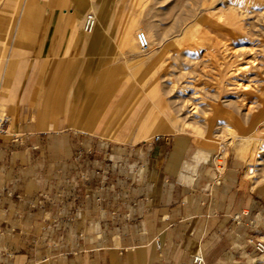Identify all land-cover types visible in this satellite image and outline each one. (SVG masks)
<instances>
[{
  "label": "rangeland",
  "instance_id": "obj_1",
  "mask_svg": "<svg viewBox=\"0 0 264 264\" xmlns=\"http://www.w3.org/2000/svg\"><path fill=\"white\" fill-rule=\"evenodd\" d=\"M23 1L0 0L2 113L37 85L45 116L71 128L54 152L115 154L183 134L224 166L241 160L246 182L264 194V0H34L25 25ZM68 30L78 43L58 69ZM255 220L264 239V213ZM247 247L242 264H261Z\"/></svg>",
  "mask_w": 264,
  "mask_h": 264
},
{
  "label": "crops",
  "instance_id": "obj_2",
  "mask_svg": "<svg viewBox=\"0 0 264 264\" xmlns=\"http://www.w3.org/2000/svg\"><path fill=\"white\" fill-rule=\"evenodd\" d=\"M34 9L23 1L21 23ZM67 34L58 69L78 43ZM43 111L40 88L29 86L0 138V264H195L197 255L242 264L264 194L246 182L241 160L218 174L216 158L183 134L115 154L54 152L71 128Z\"/></svg>",
  "mask_w": 264,
  "mask_h": 264
},
{
  "label": "built area",
  "instance_id": "obj_3",
  "mask_svg": "<svg viewBox=\"0 0 264 264\" xmlns=\"http://www.w3.org/2000/svg\"><path fill=\"white\" fill-rule=\"evenodd\" d=\"M96 24V20L93 14H88L84 21V31L89 33L92 32ZM138 43L142 52H147L150 49L148 39L144 32H139L137 34ZM8 121L9 118L5 113L0 111V138L7 134L8 131ZM159 138V137H157ZM215 170L218 174L224 168V160L216 159ZM248 212H245L244 215H247ZM239 215L237 216V219ZM247 244L250 246L252 253L257 256H264V239H259L255 235H251L247 238ZM261 264H264V259L259 260ZM195 264H204V259L201 255L194 257ZM255 263V262H254Z\"/></svg>",
  "mask_w": 264,
  "mask_h": 264
},
{
  "label": "bare ground",
  "instance_id": "obj_4",
  "mask_svg": "<svg viewBox=\"0 0 264 264\" xmlns=\"http://www.w3.org/2000/svg\"><path fill=\"white\" fill-rule=\"evenodd\" d=\"M94 28H95V27H94ZM144 34L146 35V37H147V39H148V42H149V46H150V40H149V38H148V36H147V34H146L145 32H144ZM251 172H253V169L250 170V173H251ZM259 260H261V259H259Z\"/></svg>",
  "mask_w": 264,
  "mask_h": 264
}]
</instances>
